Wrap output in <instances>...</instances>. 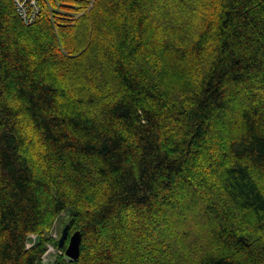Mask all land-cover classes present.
Listing matches in <instances>:
<instances>
[{
	"label": "trees",
	"instance_id": "1",
	"mask_svg": "<svg viewBox=\"0 0 264 264\" xmlns=\"http://www.w3.org/2000/svg\"><path fill=\"white\" fill-rule=\"evenodd\" d=\"M40 4L0 0V264L61 213L56 264H264V0Z\"/></svg>",
	"mask_w": 264,
	"mask_h": 264
},
{
	"label": "built area",
	"instance_id": "2",
	"mask_svg": "<svg viewBox=\"0 0 264 264\" xmlns=\"http://www.w3.org/2000/svg\"><path fill=\"white\" fill-rule=\"evenodd\" d=\"M19 2L22 7L20 14L22 15L23 21L25 24H31L35 21L37 15L40 13V5L38 0H15ZM27 16H29L27 18ZM26 17V18H25ZM58 238V232H53L51 235V240L46 243V248L41 256V259L38 261L39 264H55L57 258L60 255H64V250L56 248L54 240ZM36 239L35 233L29 235L26 247L30 249L33 247ZM33 264H36L34 262Z\"/></svg>",
	"mask_w": 264,
	"mask_h": 264
},
{
	"label": "water",
	"instance_id": "3",
	"mask_svg": "<svg viewBox=\"0 0 264 264\" xmlns=\"http://www.w3.org/2000/svg\"><path fill=\"white\" fill-rule=\"evenodd\" d=\"M68 228H69V225L67 224L62 230V234L59 239L60 247H63L68 239ZM80 244H81V236L79 232H76L74 235H72L69 238V242L66 247L67 255L71 257L73 260L78 259L80 255Z\"/></svg>",
	"mask_w": 264,
	"mask_h": 264
},
{
	"label": "rangeland",
	"instance_id": "4",
	"mask_svg": "<svg viewBox=\"0 0 264 264\" xmlns=\"http://www.w3.org/2000/svg\"><path fill=\"white\" fill-rule=\"evenodd\" d=\"M42 9V8H41ZM41 13V12H40ZM40 15V14H39ZM39 17V16H38ZM27 25H29V24H27ZM68 220V219H67ZM66 221V215H65V213H61L60 215H59V218L58 219H56L55 220V222L53 223V225H52V227H51V229H50V231L49 232H47V236H48V240H47V242H49L50 240H51V235H52V233L53 232H56L57 233V231L61 234V228H62V225H63V223ZM32 234V233H31ZM35 235H36V239H35V242H34V246L37 244V242H38V240H39V235H38V233H35ZM60 239V238H59ZM59 239H55L54 240V243H55V245L57 246V248L58 249H62V250H64L66 247H67V241H66V243H65V245L63 246V247H60L59 246ZM57 242V243H56ZM65 247V248H64ZM66 253V249L64 250V254ZM68 260V259H67ZM69 261H73L72 260V258L69 260ZM36 264H39V262L38 261H36Z\"/></svg>",
	"mask_w": 264,
	"mask_h": 264
},
{
	"label": "bare ground",
	"instance_id": "5",
	"mask_svg": "<svg viewBox=\"0 0 264 264\" xmlns=\"http://www.w3.org/2000/svg\"><path fill=\"white\" fill-rule=\"evenodd\" d=\"M13 2H14V5H15V7H16V10H17L19 16H20L21 19L23 20L22 15L20 14V11L22 10L21 5L19 4V2H16L15 0H13ZM38 2H39V5H40V12H41V4H40V0H38ZM39 14H40V13H39ZM39 14L37 15L35 21L37 20ZM28 17H29V16H27V18H28ZM25 18H26V17H25ZM35 21H34V22H35ZM74 234H75V233H74ZM74 234H73V235H74ZM56 248H57V246H56Z\"/></svg>",
	"mask_w": 264,
	"mask_h": 264
}]
</instances>
